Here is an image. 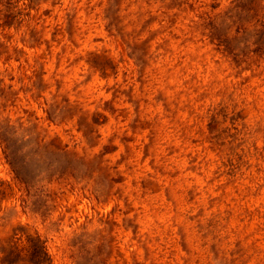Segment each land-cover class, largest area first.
Returning a JSON list of instances; mask_svg holds the SVG:
<instances>
[{
  "label": "rangeland",
  "instance_id": "1",
  "mask_svg": "<svg viewBox=\"0 0 264 264\" xmlns=\"http://www.w3.org/2000/svg\"><path fill=\"white\" fill-rule=\"evenodd\" d=\"M40 255L264 264V0H0V264Z\"/></svg>",
  "mask_w": 264,
  "mask_h": 264
},
{
  "label": "trees",
  "instance_id": "2",
  "mask_svg": "<svg viewBox=\"0 0 264 264\" xmlns=\"http://www.w3.org/2000/svg\"><path fill=\"white\" fill-rule=\"evenodd\" d=\"M43 254V253H42ZM44 256H45V253H44ZM44 256H38V257H35V258H33V259H31V263L32 264H46V261L47 260H45V257ZM44 257V258H43ZM32 260H34V261H32Z\"/></svg>",
  "mask_w": 264,
  "mask_h": 264
}]
</instances>
